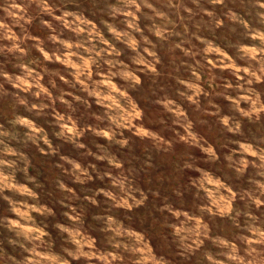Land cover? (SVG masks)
I'll list each match as a JSON object with an SVG mask.
<instances>
[{
    "label": "clouds",
    "instance_id": "9594fccd",
    "mask_svg": "<svg viewBox=\"0 0 264 264\" xmlns=\"http://www.w3.org/2000/svg\"><path fill=\"white\" fill-rule=\"evenodd\" d=\"M0 264H264V0H0Z\"/></svg>",
    "mask_w": 264,
    "mask_h": 264
}]
</instances>
